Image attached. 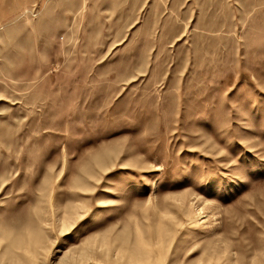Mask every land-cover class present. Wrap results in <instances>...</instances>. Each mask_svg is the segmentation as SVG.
Returning <instances> with one entry per match:
<instances>
[{
  "label": "rangeland",
  "instance_id": "rangeland-1",
  "mask_svg": "<svg viewBox=\"0 0 264 264\" xmlns=\"http://www.w3.org/2000/svg\"><path fill=\"white\" fill-rule=\"evenodd\" d=\"M0 264H264V0H0Z\"/></svg>",
  "mask_w": 264,
  "mask_h": 264
},
{
  "label": "bare ground",
  "instance_id": "bare-ground-1",
  "mask_svg": "<svg viewBox=\"0 0 264 264\" xmlns=\"http://www.w3.org/2000/svg\"><path fill=\"white\" fill-rule=\"evenodd\" d=\"M143 240V239H142ZM142 240H140L141 242H142ZM139 243V242H138ZM138 243H136V244H138ZM140 245V244H139ZM139 247V246H138ZM141 250V249H140ZM131 251H133L134 252V250L132 249ZM136 251V250H135ZM130 252V251H129ZM137 252V251H136ZM136 252H135V254H136ZM138 253V252H137ZM139 253H140V251H139ZM141 254V253H140ZM131 256V255H130Z\"/></svg>",
  "mask_w": 264,
  "mask_h": 264
}]
</instances>
